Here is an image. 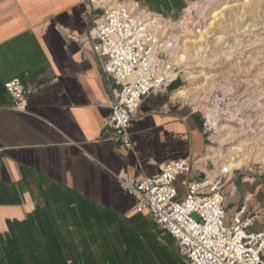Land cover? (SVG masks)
I'll return each instance as SVG.
<instances>
[{
	"label": "crops",
	"instance_id": "1",
	"mask_svg": "<svg viewBox=\"0 0 264 264\" xmlns=\"http://www.w3.org/2000/svg\"><path fill=\"white\" fill-rule=\"evenodd\" d=\"M137 1L166 17L189 3ZM90 25L84 0H0V264H189L120 180L188 157L213 176L214 137L179 78L144 99L129 126L134 148L123 147L108 125L121 86L102 72ZM15 78L34 90L25 111L5 87ZM234 180L226 225L245 209L264 231V181Z\"/></svg>",
	"mask_w": 264,
	"mask_h": 264
},
{
	"label": "built area",
	"instance_id": "2",
	"mask_svg": "<svg viewBox=\"0 0 264 264\" xmlns=\"http://www.w3.org/2000/svg\"><path fill=\"white\" fill-rule=\"evenodd\" d=\"M84 4L91 16L86 40L102 72L121 86L108 125L123 147L133 149L129 126L144 99L166 92L173 80L184 79L180 52L195 9L188 7L175 21L144 9L137 0H84ZM5 87L14 98L13 107L25 111L33 88L19 78ZM224 96L210 94L199 102L195 98L192 108L200 113L207 135L223 122L244 126L238 105H224ZM201 174L188 157L160 165L155 176L120 183L138 200V211L148 210L156 225L175 240L189 264H264V231L251 230L256 218L244 219L242 209L232 226L225 223L224 191L234 176L229 179L224 168L217 175Z\"/></svg>",
	"mask_w": 264,
	"mask_h": 264
},
{
	"label": "rangeland",
	"instance_id": "3",
	"mask_svg": "<svg viewBox=\"0 0 264 264\" xmlns=\"http://www.w3.org/2000/svg\"><path fill=\"white\" fill-rule=\"evenodd\" d=\"M195 2L203 8L192 7ZM188 7L195 9V28L188 35L186 50L180 52L189 63L183 73L185 92L191 97L188 102L196 103L195 93L198 102L210 94L226 95L224 105H238L244 117V126L223 122L209 135L216 148L209 149L218 160L211 167L216 171L217 165L219 171L241 161L242 169L236 170L234 179L264 181V0H189L185 9L168 18L181 20ZM201 36L204 39L199 40ZM188 73H206L208 78L187 79Z\"/></svg>",
	"mask_w": 264,
	"mask_h": 264
},
{
	"label": "bare ground",
	"instance_id": "4",
	"mask_svg": "<svg viewBox=\"0 0 264 264\" xmlns=\"http://www.w3.org/2000/svg\"><path fill=\"white\" fill-rule=\"evenodd\" d=\"M205 2H210V1H205ZM192 5V7H194V8H196V7H198V8H203V4L202 3H200V2H195V3H192L191 4ZM209 6H210V4H209ZM209 6L207 7L208 9H207V12H208V10H209ZM187 13H189V14H191V10H189ZM206 12L204 11V10H202V12H201V15H204ZM192 22L190 23V29L188 30V32L186 33V34H184V38H185V41L183 42V47H182V50H186V44H187V39L189 38V34H191L192 33V30L195 28V25H194V21L193 20H191ZM203 35V34H202ZM188 36V37H187ZM202 40V39H204V36H201L200 38H199V40ZM188 53V52H187ZM185 54H186V52H185ZM180 55H183V53L182 54H180ZM180 60H181V63H182V71H183V73L185 72V70H186V68H188V64L186 65V63L187 62H185L186 61V58L184 57V56H182V58H180ZM190 60H191V58H190ZM183 62H185V63H183ZM190 62V61H189ZM184 75V74H183ZM206 76L207 77V74L206 73H203V74H200V75H195L194 73H188V76H187V79H194V78H198V77H201V76ZM185 78V77H184ZM208 78V77H207ZM186 80V79H185ZM185 86V84L181 87V89L183 88ZM195 95V97L193 98V99H195L196 97H198L197 96V94L195 93L194 94ZM230 120V119H229ZM226 123H228L229 125H231L232 124V122H230V121H228V122H226ZM242 124H243V119H242ZM218 129H221V127H218ZM247 132L248 131V129H246V130H242L241 132ZM240 151H244L242 148L240 149ZM241 161L239 162V164H237L238 165V167H237V165H235V164H231V165H229V166H226V167H224V170H227L229 173H230V175H229V177H233V175H234V172L236 171V170H240L241 168H239V166H241Z\"/></svg>",
	"mask_w": 264,
	"mask_h": 264
}]
</instances>
